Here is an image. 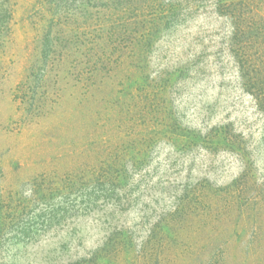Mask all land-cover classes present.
<instances>
[{
	"label": "rangeland",
	"instance_id": "rangeland-1",
	"mask_svg": "<svg viewBox=\"0 0 264 264\" xmlns=\"http://www.w3.org/2000/svg\"><path fill=\"white\" fill-rule=\"evenodd\" d=\"M216 1L164 0L179 4L175 20L107 66L119 9L7 0L0 264H264V108ZM245 1L246 21L264 29V0ZM255 45L244 47L264 63ZM136 85L152 92L149 106ZM173 123L181 131L163 133ZM187 132L204 140L186 146ZM121 143L123 179L104 182L101 164Z\"/></svg>",
	"mask_w": 264,
	"mask_h": 264
},
{
	"label": "trees",
	"instance_id": "trees-1",
	"mask_svg": "<svg viewBox=\"0 0 264 264\" xmlns=\"http://www.w3.org/2000/svg\"><path fill=\"white\" fill-rule=\"evenodd\" d=\"M105 6L108 7V9L110 7L119 9L120 13L118 17L119 21L115 22L117 23L118 30L113 33L114 35H111L110 32L108 33V42L104 52L101 54L105 65L108 66L109 64H113L115 66L119 64L121 50L123 49L122 44L132 41V44L135 42L136 45L137 41H139V46L141 47L139 52L141 53V51L149 45L150 41L160 32L161 23L175 20L178 14L179 4L169 2V4L165 5L164 0H105ZM215 6L218 11H224L221 13H223V15H229L235 22L232 47L234 48L235 56L240 65L241 78L245 88L256 99L258 106L264 108V63H259L258 57L255 59L254 54H250L251 52L247 54L246 51L248 45H250L252 49H258L256 45L254 46V43L258 44L257 46L260 47L264 45V43L260 44L259 42L261 36V40H264V35H262L264 29L260 26L259 21L257 23L254 22V18L251 17V21L248 23L245 18V10L248 9V13H250V9L254 10V7H250L245 0H217ZM254 14H256V12H254ZM11 15V10L7 6V0H0V35L3 33L2 30L7 29L11 20ZM115 37L118 39V44L114 41ZM257 41L259 43H257ZM110 42L112 44H110ZM246 45L247 48L244 47ZM114 57L115 59H113ZM136 86L137 87L133 89L136 93L135 95H137L136 99L144 103L145 107L149 106V102H153V100H151V96L153 95L150 94L152 92L147 93L142 86L141 88H139L138 85ZM119 87L121 88L122 86L119 85ZM127 113L129 114V111H127ZM145 114L146 113L142 115L143 120H145ZM164 126L163 133L176 134L181 131L176 129L175 123ZM220 131V133H222L223 130ZM215 132L217 131L215 130ZM220 133L218 131V134ZM182 136L183 135H180V137ZM183 139L185 140L186 146L192 141L204 140L200 134H195L194 132H187V135L183 136ZM227 140L228 139L224 137V142ZM110 151L111 153L108 154L105 162L103 161L104 163L102 162L101 164L99 176L103 178L104 182L111 184L114 183L115 180L119 181L123 179L124 175L122 170L124 166L122 165L126 160L125 157L127 156L128 145L121 143L114 149H110Z\"/></svg>",
	"mask_w": 264,
	"mask_h": 264
}]
</instances>
